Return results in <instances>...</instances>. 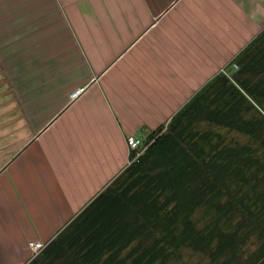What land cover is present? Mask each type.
<instances>
[{"label":"crops","instance_id":"1","mask_svg":"<svg viewBox=\"0 0 264 264\" xmlns=\"http://www.w3.org/2000/svg\"><path fill=\"white\" fill-rule=\"evenodd\" d=\"M263 31L264 0H0V264H30L129 167L127 137L234 82Z\"/></svg>","mask_w":264,"mask_h":264},{"label":"trees","instance_id":"2","mask_svg":"<svg viewBox=\"0 0 264 264\" xmlns=\"http://www.w3.org/2000/svg\"><path fill=\"white\" fill-rule=\"evenodd\" d=\"M234 64V82L218 77L214 83L223 78V87L210 94L209 86L202 89L168 125V169L146 178V169H133L142 156L30 264H169L184 249L213 264H242L248 239L264 243V31ZM198 121L251 144L208 154L200 141L217 133L198 131ZM141 176L145 188L133 184ZM203 209L214 218L200 228L196 214Z\"/></svg>","mask_w":264,"mask_h":264},{"label":"rangeland","instance_id":"3","mask_svg":"<svg viewBox=\"0 0 264 264\" xmlns=\"http://www.w3.org/2000/svg\"><path fill=\"white\" fill-rule=\"evenodd\" d=\"M196 129L200 132H211L215 134L210 142L204 143L200 141L201 146L204 148L205 152L212 154L217 148L223 147L224 145L234 146V145H249L251 140L246 136L238 134L236 132L228 130H217V128L206 124L205 122H196ZM170 129L163 128L158 131L156 135V141L149 146L144 159L137 166H133V169H146L147 177L148 173L151 176L162 173L164 169H168V162L166 161L165 146L163 145L165 137H168ZM155 137V136H154ZM124 180V179H123ZM123 180H120L118 184H121ZM116 185V187L118 186ZM134 185H140L145 188L148 186V181H144L141 176L138 180L133 182ZM141 188L138 187L135 192H140ZM214 218V213L207 209L200 210L196 214V220L200 228L211 223ZM50 244V243H49ZM47 244V245H49ZM244 259L242 264H264V243L262 240L255 238L248 239L244 246ZM169 264H213L209 257L203 253L194 252L191 250H182L179 257Z\"/></svg>","mask_w":264,"mask_h":264},{"label":"built area","instance_id":"4","mask_svg":"<svg viewBox=\"0 0 264 264\" xmlns=\"http://www.w3.org/2000/svg\"><path fill=\"white\" fill-rule=\"evenodd\" d=\"M237 69V65H234ZM85 88L76 89L71 93V100L75 101L80 96L83 95ZM156 141V136L149 140V137L142 136H128L127 137V145L129 150V161L128 166H131L134 163L140 161L141 157L145 155L150 145H152ZM29 248L32 251V254L36 257L38 256L45 248L46 244L34 241L29 243Z\"/></svg>","mask_w":264,"mask_h":264}]
</instances>
